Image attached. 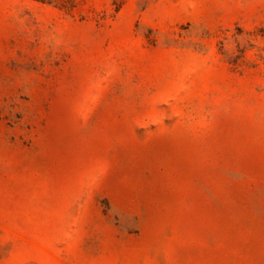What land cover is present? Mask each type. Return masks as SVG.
<instances>
[{"label":"rangeland","instance_id":"374dc122","mask_svg":"<svg viewBox=\"0 0 264 264\" xmlns=\"http://www.w3.org/2000/svg\"><path fill=\"white\" fill-rule=\"evenodd\" d=\"M0 264H264V0H0Z\"/></svg>","mask_w":264,"mask_h":264}]
</instances>
